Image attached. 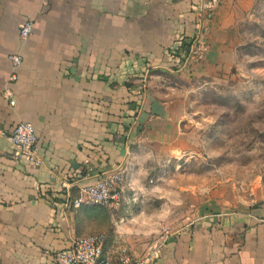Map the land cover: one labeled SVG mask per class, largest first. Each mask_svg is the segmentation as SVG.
<instances>
[{"label": "crops", "instance_id": "0c3cea01", "mask_svg": "<svg viewBox=\"0 0 264 264\" xmlns=\"http://www.w3.org/2000/svg\"><path fill=\"white\" fill-rule=\"evenodd\" d=\"M209 1L0 0V130L30 123L41 161L15 160L0 136V264H51L74 239L100 234L105 255H137L164 230L150 264H264L261 179L241 188L177 181L192 159L183 86L234 76L255 2L219 0L206 49L184 67L186 55L172 54L191 42ZM15 54L22 65L9 83ZM117 166L118 207L65 208L67 194Z\"/></svg>", "mask_w": 264, "mask_h": 264}, {"label": "rangeland", "instance_id": "374dc122", "mask_svg": "<svg viewBox=\"0 0 264 264\" xmlns=\"http://www.w3.org/2000/svg\"><path fill=\"white\" fill-rule=\"evenodd\" d=\"M262 30L264 0H255L249 19L240 28L243 46H250V50L240 48L239 70L234 76L220 83L190 81V85L183 86L186 103L192 108L189 138L192 159L187 165L189 175L186 179L177 177V181L187 183L191 178L193 185L225 182L241 188L261 179L264 184ZM117 253L110 252L113 256ZM127 253L141 258L147 252Z\"/></svg>", "mask_w": 264, "mask_h": 264}, {"label": "built area", "instance_id": "2783aa9c", "mask_svg": "<svg viewBox=\"0 0 264 264\" xmlns=\"http://www.w3.org/2000/svg\"><path fill=\"white\" fill-rule=\"evenodd\" d=\"M219 0H210L203 3L196 10V29L191 38L189 52L183 59V66L187 67L193 61L200 59L203 51L206 49L205 42V22L211 18L214 9ZM33 24L31 21L24 22L19 28V39L21 42L26 41L32 32ZM12 64V74L8 78L9 83L17 80V71L22 65L20 55L10 56ZM10 105H14V101H10ZM0 136L4 137L13 148V156L15 160L23 161L32 168H38L41 161L38 157V136L35 128L26 122L18 123L13 130H0ZM125 175V167L117 166L111 172L106 173L92 183L80 188L77 197L67 194L64 202L66 209H80L86 207H103L116 208L120 205L122 199L121 183ZM168 230H164L161 240L154 241L147 248V253L141 257L127 253V250L121 249L117 254L105 255L103 252L105 244V235H90L79 237L72 241V245L68 249L57 252L51 264H150L159 257L161 249L168 236Z\"/></svg>", "mask_w": 264, "mask_h": 264}, {"label": "trees", "instance_id": "16d2710c", "mask_svg": "<svg viewBox=\"0 0 264 264\" xmlns=\"http://www.w3.org/2000/svg\"><path fill=\"white\" fill-rule=\"evenodd\" d=\"M262 35L264 36V30H262ZM190 44L189 42H186L185 40H183L181 46L176 50V52H174L172 55L177 58V59H180L182 58V56L186 55L188 52H189V48H190ZM252 48H255L254 45H251ZM243 51L245 50H250V46H243L241 48ZM258 49H261L260 47H258ZM263 53H264V50H263ZM128 87H130V85H128Z\"/></svg>", "mask_w": 264, "mask_h": 264}]
</instances>
